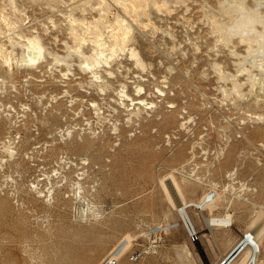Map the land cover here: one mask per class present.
<instances>
[{"label":"rangeland","instance_id":"1","mask_svg":"<svg viewBox=\"0 0 264 264\" xmlns=\"http://www.w3.org/2000/svg\"><path fill=\"white\" fill-rule=\"evenodd\" d=\"M231 1L0 0V47L19 59L0 56V264H100L112 252L118 264H217L264 217V38L231 27ZM70 11L81 34L86 21L126 17L146 67L119 51L102 91L82 67L97 43L76 51ZM2 16L41 36L37 63ZM138 84L156 106L129 116L120 93L137 97ZM173 174L180 202L221 192L216 206L188 207L197 243L162 186ZM228 212L229 229L209 226Z\"/></svg>","mask_w":264,"mask_h":264},{"label":"bare ground","instance_id":"2","mask_svg":"<svg viewBox=\"0 0 264 264\" xmlns=\"http://www.w3.org/2000/svg\"><path fill=\"white\" fill-rule=\"evenodd\" d=\"M129 1L130 0H128V2ZM105 2H106V0H105ZM167 2H169V1H167ZM231 2H232L231 7L234 8L233 12L236 13L235 20H234L233 25L231 27H234L235 29H238L239 31L241 30L243 32H248L246 34H249V37L247 35H245V36H247L246 38H252V36L250 37V33H252V35L256 37L255 39H257L260 42L261 39L264 38V11L261 10V7H259V2L260 3H264L263 0H262V2L260 0L257 4H255L253 6L249 5V3H247L246 0H235V1L232 0ZM130 4L127 3L128 6ZM105 5H106V3H105ZM262 5L264 6V4H262ZM133 6L134 7H132V8L135 9L136 6H142V4L139 5V4H136L134 2ZM142 8H143V6H142ZM104 9L105 8H102V11H104V13H105L104 17L106 18L107 17L106 13L108 14L109 11H107V9L105 11ZM228 9H230V8H228ZM142 11H143V9H142ZM142 11L139 12V14L141 13L140 15H142ZM15 12H17V11H15ZM146 12H148V11H146ZM214 12H215V10H214ZM66 14H68V12H66ZM139 14H138V16H139ZM67 16L71 17L70 20L73 23H75V24L77 23L78 20H80L79 18H77L72 13V11H70V13ZM102 16H100V18H102ZM3 18H6V17H3ZM7 18H8V16H7ZM7 18H6V21H7ZM13 19L8 20L7 21V25L9 27V29L12 30L13 33H15L17 37H19V39L20 38L24 39L23 43L26 46L27 51H28L27 52L28 56L25 55L26 58H24V60L25 61H29V63H32V64L37 63V61L42 56H44V53L46 52V45L42 41L41 36H38L39 35L38 33L37 34L36 33L35 34L34 33L27 34V33H24L25 31H23V32L20 31L21 29L19 27H21V25H19V19H21V17L19 19L18 18L16 19V16H15V17H13ZM20 21H22V20H20ZM127 21L128 20H126V17H123V15L115 14L113 16V19L109 18V17L106 19L105 22L108 23V24H106V26H104V28L106 29L105 30V29H103V26L101 24V23H103V22H101V19H99V18L95 19L94 18L93 20L84 22V25L86 23V29L84 28L85 32H84V30L83 31L81 30L82 32H84L82 34L77 32L78 31L77 30V25L78 24H76V25L72 24L73 25L72 26L73 33L75 34V38H76V41H77V44H76L77 50L75 49L76 51H79L81 53L84 52L83 51V45H84V43L86 44V42H87V39H88L87 36L90 37V39L93 41V43L94 42L97 43V47L95 49H93V51H91V52H93V54H91V55H89V56H87L85 58L84 62L82 63V67H83L84 70H90V72L93 73L92 76H94L95 80L99 82L98 84H99V87H100V89L102 91L105 90V85L107 84V82L105 84L104 80L102 79L103 78V71H106V72H109V73L113 74L112 73L113 70H111V68H110L112 66V58L119 51L120 52L121 51H128L129 55H131V57L133 59H135L136 63L139 66H141L143 68L146 67L147 63L145 62V60L141 56L140 50L136 46H134L133 43H131L132 40H133V37H134L133 34H132L133 28H132V25L130 24V22L128 23ZM222 21H223V19H222ZM80 24L82 25V23H80ZM217 25H219V24H217ZM258 25L262 26V28L259 29L260 27L258 28ZM78 26L80 27V25H78ZM23 29H24V27L22 28V30ZM81 29H83V28H81ZM10 30H8V31H10ZM105 31L109 33V37L111 38L109 42H108L107 38L105 37ZM89 34H91V36H89ZM242 36H243V33H242ZM245 36H243V37H245ZM17 42H18V40H17ZM17 42H16V44H17ZM255 43H256V41H255ZM263 43H264V41L262 40V44H261V42H260V44L264 45ZM18 44H21V42H19ZM251 44H253V43L251 42ZM1 47H0V56H1V58L5 60V63L10 62L15 56L13 57L12 55H10L8 53H5L3 48H1ZM250 47L252 49H254L255 45L254 46H250ZM257 47H258V45H257ZM257 47H256V49L259 48V47L258 48ZM7 51H8V48H7L6 52ZM10 52L13 53V54L15 53V52H12V50ZM253 53H254V51H253ZM14 55H16V53ZM251 56H252V54H251ZM15 58H14V60H15ZM17 58H18V56H17ZM17 60H19V59H17ZM113 60H114V58H113ZM249 71H251V72H249V75L251 73H253L252 70L249 69ZM98 78H100V79H98ZM252 80H253V78H252ZM254 80H255L254 81V83H255L256 82V78ZM109 86H110V84H109ZM124 88H125V86H124ZM136 89H137L136 92H138L137 94L139 95L137 97L133 96L132 93L129 92V90H126V88L123 89L122 91L120 90L121 91L120 94L122 95L123 104L125 106H128L127 103H126L127 100H130L132 102V104L134 105V107H132V108L128 107V109L130 110L128 115L129 116L136 115V117L137 116L140 117L141 108H142V106L140 104H147V105L150 104V107H154L156 105H155V102L153 100L152 101H147V99L143 96V94L145 93V91H144L145 87L142 84H138ZM159 91L162 92V93L165 92L164 89H162V88H159ZM237 91H240V89L237 90ZM241 92H244V90L241 91ZM257 100H260V99H257ZM257 103H259V101ZM93 105H94V108L96 110V113L101 115V111H100L101 110V106H100V104L98 102H94ZM92 143L93 142H91L89 140H84L83 143L78 142V145L92 146ZM7 149H9V147H7ZM97 160L99 161V159H97ZM101 161L102 160H100V162ZM169 179H170L169 182L165 181V180H163V182H162V184H163L162 186H163V188H164V190L166 192V195H168L167 197L170 199V202L172 204H174L175 207H177L178 211L181 213V215H182V217H183V219L185 221L186 226H188V228L190 230H196L194 221H193L192 217L190 216V213L188 212V207L191 206V205H195L199 209H206V208L211 207V206H216L219 203L218 202L219 199H221L220 198L221 192L219 193L218 191L215 190V194L212 193V192H207L204 196H202L197 201L196 200H192V201H181L180 202V201H178V199H179L178 196L182 197V195H180V187L181 186H179V181H177L178 179L175 178L174 174L171 175L169 177ZM80 188L82 189L81 186L79 187V189ZM261 214H262V211H261ZM232 216H231V214L229 212L225 213L224 215H214V216H211V217H207V222H208L209 226H215V225L219 226L220 225L221 227L225 226V227L228 228V226L233 225ZM259 216H261V215L259 214ZM259 216H258L257 220H255V223H253V224H255L253 226V229L250 230V231H247V232L245 230V234H247V236L244 235V233H241L242 234L241 238L238 241L235 242V244L232 246V248L220 259V261L217 264H233L236 260H240V259L242 260L241 262L243 264H248V262L253 257L255 259H258V261L261 264H264V258L262 259L260 257L261 256V252L263 253V251H262L263 250V245H262V242H261V238L264 235V217H259ZM224 229H226V228H224ZM229 233H230V231H229ZM225 237H226V235H225ZM252 237H253V239H252V241H251L252 243H251L250 242V238H252ZM126 240L129 241V240H131V238L125 236V238L123 240H121V242L118 244V246H116V249L122 247L123 243H125ZM212 241L214 242L213 245H215V247H216V245H217V244H215L217 242L216 238L214 237V239ZM211 247H213V246L211 245ZM116 249H113V251L114 250L116 251ZM186 251H187V255L189 254V256H190V254H192L191 250L189 248L188 249L186 248Z\"/></svg>","mask_w":264,"mask_h":264},{"label":"built area","instance_id":"3","mask_svg":"<svg viewBox=\"0 0 264 264\" xmlns=\"http://www.w3.org/2000/svg\"><path fill=\"white\" fill-rule=\"evenodd\" d=\"M188 228V226H187ZM188 232H189V240L193 243H197L201 240V234L199 231L197 230H190L188 228ZM244 235L247 236V234L244 233ZM253 237L250 238V242L252 241ZM252 243V242H251ZM141 256V254L136 253L132 256L133 260H137L139 259ZM119 262V258L116 254V252H112L110 253L100 264H118ZM248 264H261L258 259H255L254 257L248 262Z\"/></svg>","mask_w":264,"mask_h":264}]
</instances>
